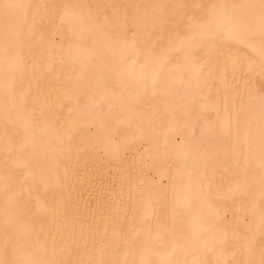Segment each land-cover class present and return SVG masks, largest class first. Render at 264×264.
I'll return each instance as SVG.
<instances>
[{
	"label": "bare ground",
	"instance_id": "bare-ground-1",
	"mask_svg": "<svg viewBox=\"0 0 264 264\" xmlns=\"http://www.w3.org/2000/svg\"><path fill=\"white\" fill-rule=\"evenodd\" d=\"M260 3L0 0V261L262 264Z\"/></svg>",
	"mask_w": 264,
	"mask_h": 264
},
{
	"label": "snow or ice",
	"instance_id": "snow-or-ice-1",
	"mask_svg": "<svg viewBox=\"0 0 264 264\" xmlns=\"http://www.w3.org/2000/svg\"><path fill=\"white\" fill-rule=\"evenodd\" d=\"M3 7L5 9H9V8L17 7V5H11L6 3L3 5ZM259 9H260V32L261 35L264 36V0H261ZM200 27L205 28V31L200 34V39L196 40L194 46L197 48L210 47L212 44V40L210 39L211 32L206 28V26H200ZM218 27L226 28L230 36L234 34L232 28L228 25V22L226 20L221 21ZM262 58H264V50H262ZM0 264H5V262L0 261ZM262 264H264V262H262Z\"/></svg>",
	"mask_w": 264,
	"mask_h": 264
}]
</instances>
